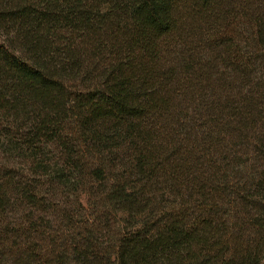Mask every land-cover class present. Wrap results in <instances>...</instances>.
Segmentation results:
<instances>
[{"label":"trees","instance_id":"trees-1","mask_svg":"<svg viewBox=\"0 0 264 264\" xmlns=\"http://www.w3.org/2000/svg\"><path fill=\"white\" fill-rule=\"evenodd\" d=\"M264 0H0V264H262Z\"/></svg>","mask_w":264,"mask_h":264},{"label":"rangeland","instance_id":"rangeland-1","mask_svg":"<svg viewBox=\"0 0 264 264\" xmlns=\"http://www.w3.org/2000/svg\"><path fill=\"white\" fill-rule=\"evenodd\" d=\"M262 264H264V262H262Z\"/></svg>","mask_w":264,"mask_h":264}]
</instances>
